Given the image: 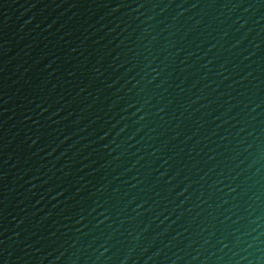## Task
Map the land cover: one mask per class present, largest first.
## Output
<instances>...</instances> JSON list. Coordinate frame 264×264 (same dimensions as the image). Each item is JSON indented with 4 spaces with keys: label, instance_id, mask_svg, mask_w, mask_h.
<instances>
[{
    "label": "water",
    "instance_id": "water-1",
    "mask_svg": "<svg viewBox=\"0 0 264 264\" xmlns=\"http://www.w3.org/2000/svg\"><path fill=\"white\" fill-rule=\"evenodd\" d=\"M0 264H264V0H0Z\"/></svg>",
    "mask_w": 264,
    "mask_h": 264
}]
</instances>
